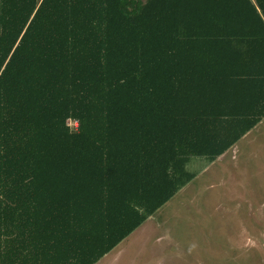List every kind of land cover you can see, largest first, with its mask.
Listing matches in <instances>:
<instances>
[{"label": "trees", "instance_id": "trees-1", "mask_svg": "<svg viewBox=\"0 0 264 264\" xmlns=\"http://www.w3.org/2000/svg\"><path fill=\"white\" fill-rule=\"evenodd\" d=\"M254 22L264 0H0V264H94L194 176L178 164L253 127L197 92Z\"/></svg>", "mask_w": 264, "mask_h": 264}, {"label": "rangeland", "instance_id": "rangeland-1", "mask_svg": "<svg viewBox=\"0 0 264 264\" xmlns=\"http://www.w3.org/2000/svg\"><path fill=\"white\" fill-rule=\"evenodd\" d=\"M247 140L236 162L213 161L95 264H264V134Z\"/></svg>", "mask_w": 264, "mask_h": 264}, {"label": "crops", "instance_id": "crops-1", "mask_svg": "<svg viewBox=\"0 0 264 264\" xmlns=\"http://www.w3.org/2000/svg\"><path fill=\"white\" fill-rule=\"evenodd\" d=\"M236 24L238 25L239 23ZM239 25H252V33L257 34L251 35L253 39L256 38L253 42H250L252 46L247 43L245 45L237 43L234 46L230 44L229 50L224 52V57L219 52L203 56L206 64L205 69L208 68L210 69L209 71L214 72L215 77L212 84L198 85L197 93L200 98L204 97L203 100L208 101L206 104L208 106L206 107L211 108L214 112L221 111V115H219L221 120L241 123L242 125L244 122L250 121L256 123L211 161L205 156H189L186 162L178 164L177 168L180 170L181 177L187 172V174L193 173L194 176L191 179H194L199 172H203L213 161L236 162L241 153L239 142L244 138H249L246 141L249 147L258 134H264V28L256 22ZM245 40L247 41L248 39ZM198 72L200 73V68H198ZM259 115L261 117H257ZM235 131L234 129L232 133ZM251 152L254 151L250 150L248 154ZM191 179L185 182L178 190L184 188ZM109 251L104 253L98 260L107 255Z\"/></svg>", "mask_w": 264, "mask_h": 264}, {"label": "built area", "instance_id": "built-area-1", "mask_svg": "<svg viewBox=\"0 0 264 264\" xmlns=\"http://www.w3.org/2000/svg\"><path fill=\"white\" fill-rule=\"evenodd\" d=\"M66 124L73 130H77V128H78V122L75 119L68 118L66 120Z\"/></svg>", "mask_w": 264, "mask_h": 264}]
</instances>
